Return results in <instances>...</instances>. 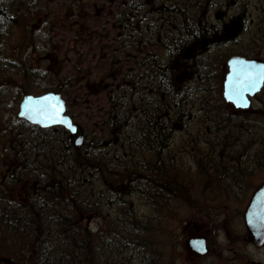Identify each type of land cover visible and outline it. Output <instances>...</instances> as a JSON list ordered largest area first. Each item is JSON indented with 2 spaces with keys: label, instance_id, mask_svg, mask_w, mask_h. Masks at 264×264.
Instances as JSON below:
<instances>
[{
  "label": "trees",
  "instance_id": "trees-1",
  "mask_svg": "<svg viewBox=\"0 0 264 264\" xmlns=\"http://www.w3.org/2000/svg\"><path fill=\"white\" fill-rule=\"evenodd\" d=\"M79 2V0H0V35L3 39L0 40V45L4 44L8 36L13 37L15 28L22 24H19L20 21H25L27 25H37L38 27V24H43L41 23L42 20H44L45 23H49L51 22L52 16L55 17L59 14L56 12V8H53V4H57L60 11L61 7L65 5L72 4V6L75 7ZM130 2L131 0H122L121 2L117 0L113 3L112 7H116L121 11L119 17L122 15H129ZM196 2L197 4L195 5ZM211 2V0H168L169 6H166L168 7L167 13L169 18L175 19V22L171 23L176 25L174 30L176 32L182 30V33L184 32L187 36L191 37V39L188 38L186 40H180L174 36L169 37L168 60L170 64H172L173 59L178 56V58H182V61H185L188 65L196 66L192 63L194 61L192 58L193 56L190 55V57H186L185 52L189 48H196L198 43H202L203 39L213 36L212 33H209L207 36L205 35V27L210 25V20L206 12L209 10ZM112 18L114 20V30L118 32L117 18H114V15H112ZM7 19L10 21L8 25L6 23ZM3 20L4 25L2 24ZM129 22L130 21L124 22L126 26L124 30H122V37L116 38L117 36H115L113 38L114 44L111 46L112 49L110 52L111 66L116 67L113 69L116 73L121 75L122 79H119V81H135V85L138 88L142 87V84L147 83L151 78L148 75V68L143 71L145 69L144 65L146 66L147 64L144 62L142 65L138 60L146 56L145 52L135 53L132 48L127 45V41L131 43ZM172 27L171 29H173ZM198 34L201 36L199 37ZM230 53L229 50H218L214 58L216 57L215 59H221V61H223L222 57H228ZM98 56L100 59V52ZM121 56L130 59V64L128 66H124L123 62H120L119 59ZM104 57L105 56L102 55L103 59ZM2 62L0 66L3 67ZM4 62L14 64L16 68L10 69L5 67L0 69V90L4 88V83L8 82L7 80L10 79L9 77V79L7 78L5 80L4 72L6 73L7 70L17 69L20 71V74L23 73L22 68H19L18 60L11 56V54L10 58L7 59V61L4 60ZM198 62L199 61H197V63ZM201 64L205 65L204 62ZM148 66L149 64L146 67ZM205 66H207V69L204 74L207 75V80H213L212 73L214 71V65L212 62H207ZM174 71V69L168 68L166 71L156 72V74L159 75V79L169 83L170 86L167 88L169 93L179 96L181 90L177 86L178 80L173 77ZM165 75H167V77H165ZM220 77L221 75L219 78ZM58 78L59 77L56 78L58 82L63 81ZM161 80H159L160 83ZM190 80H197V78H191ZM66 87L64 82L63 84H56L54 88L68 96L69 94ZM189 91H192L190 85ZM125 93H119L116 86L110 91V95L112 96L111 111L116 112L115 105H121L123 103L124 98L127 97ZM157 95L158 97L162 96L159 95L158 92ZM69 97H71V95L68 96V98ZM116 97L123 98L117 100ZM1 101V105L3 104V108H5V99ZM202 102L205 103L206 101L203 100ZM219 104L222 103L218 101L217 105ZM202 105L207 106L206 110L208 112L206 113L209 114L210 117L211 115L215 117L218 114L222 116L223 119H225V121H222L225 123V127H219L218 124L221 123L220 121H217L215 118H209V123L206 120L202 122V125H206L203 135L201 134V136L198 137V135H194L188 131L181 133L178 129H175L180 132H175V136L176 138L179 136L182 137V139L180 138V143L183 146H197L198 143H203L206 147H209L208 152H203V154H211L208 162L209 166H211L213 162L219 160L217 158H220V154L224 152L222 148H220L221 151L218 152L219 147L213 137L216 138L221 135L224 128L228 127L229 130L232 131L234 127L243 126V124L247 123V119L236 118L235 115L229 113L224 115L223 112L218 109L219 107H217V105L216 107L214 106L215 109H213L210 103ZM153 111L159 112L161 110L157 107V109L154 108ZM143 112H146V109H143ZM227 112L228 109L224 113ZM10 115V121L8 120L7 124H3V126L0 127V264H132V260H127L125 256L127 254L123 253L125 250L124 248H113V246L118 244L116 237L118 238L120 234L114 235V230L110 225V221L108 228L109 233H107L106 236L101 235L99 232L97 235H94L87 227L82 226L80 223H75V220H72L74 215L66 213L63 209V206L66 204L63 195L68 191L61 194L57 193L58 188L63 184L62 181L67 177H72L77 183H79V181H89L92 173L94 174L101 170V168L94 166L87 169L85 165L87 157L83 145L80 147H71L67 135H62L61 133L56 134L53 130L47 132L25 121L19 120L17 117H14L13 114ZM257 127L261 129V132L256 130V133L262 135L261 139L263 138L264 145V122L263 124L259 123L253 125L252 129ZM124 128L128 129L125 126ZM34 135L37 137L40 135L41 137H38L40 141L35 139ZM206 135H210V138L207 139ZM53 137H55V140H52ZM204 138H206V141L203 140ZM223 143L225 144V142ZM123 144L128 148L130 146V141H125ZM194 160L201 165L200 157L194 158ZM208 164H206V166ZM239 174H243V172H239ZM22 180H29L31 185L30 199L26 202H22L16 198L14 194L15 186ZM122 192H124L123 189ZM90 196L98 198L99 193ZM39 197L43 201H46L47 198H56L55 202L52 204L55 211L47 212L43 215V212H40L41 208L36 204V200ZM95 204L96 203H92L89 207L85 208H87L90 213L94 212L97 214L99 212V205ZM133 218L136 221H141L139 215H135ZM110 219L113 221L112 218ZM8 220L15 221L18 223V226H22L23 224H27V226L17 228L15 232H11L10 228L7 226ZM53 224L59 226L58 230H50V232L47 233V230L44 228L50 225L54 226ZM71 224H73V227H68L71 230L67 231L66 227ZM28 228L32 230L30 242L24 237L26 233H23L25 230H29ZM123 238L124 245L128 246L131 242L128 236ZM9 244L12 246L7 248L6 246ZM13 246L17 247L19 251L22 250L21 246L26 248L29 259H22L20 256L21 253L14 251ZM49 247H53V249L49 250ZM6 249H8L10 253H5ZM116 251L119 252L116 253ZM116 254L121 255V260H113ZM5 255L10 256L12 260H6L4 257ZM138 261L139 263L144 262V264H155V260Z\"/></svg>",
  "mask_w": 264,
  "mask_h": 264
},
{
  "label": "flooded vegetation",
  "instance_id": "flooded-vegetation-1",
  "mask_svg": "<svg viewBox=\"0 0 264 264\" xmlns=\"http://www.w3.org/2000/svg\"><path fill=\"white\" fill-rule=\"evenodd\" d=\"M116 1L117 0H94L93 2L89 3V5L87 4L84 6L87 8L85 10H82V14H80V17L83 18V20H85L86 22L99 23L101 25L99 27L100 30L102 26H106L105 19L108 18V15L111 14V7ZM119 1L121 2L122 0ZM211 1V6L206 12L208 14V19L210 20V25L205 27V35L207 36L209 33H212L213 36L211 38L203 39L201 44L198 43L196 48L192 49L190 55L193 56L192 58L194 59V61L192 63H194L196 66H191L188 65L185 61H182V58H178V56L173 59L172 64L169 63L168 39L170 36H174L175 38L180 39L182 30L176 32L174 30L176 28V25L171 24L175 22V19L169 18V15L167 13L168 7L166 6H169L168 0H131L129 15L131 16L132 21L129 22V36L131 41V43H129V46L135 53H142L143 51L145 52L146 56L143 59L139 58L138 60L141 63L145 62L146 64H149L147 70L151 80H149L145 84V86L147 87L145 93L146 96H143L144 93L138 94L137 92H134L137 88V86L135 85V81H124L123 89H129L131 97L124 98V102L121 105H115L116 112H109L110 108H106L105 110L107 113L104 112L102 114H98L96 115L97 118L94 119L89 113L90 108H86L91 120L89 122L91 123L85 126V130H81V133L83 134L82 145L87 157L85 165L87 169H89L91 166L101 168L100 178L102 175H104L105 168L102 161L100 160L102 154L115 151L121 152L125 147V144H123L125 141H130V146L128 147V149H131L130 153L133 154V162L140 160V155L138 153L137 147V138L136 136H133L132 138V135H134L135 133L134 129H131L129 133V131L125 129L122 123L119 121L121 120V116L123 114H125V118L129 117L131 122H137L141 116L148 112H152L154 108L157 109L155 105L161 103L162 105L160 106V110H163L164 117L162 120L164 121V124L166 126H170L171 134H175V132L183 133L185 131L194 134L196 132L191 131L190 127H188L187 130L185 128V125L187 124L189 126L195 127V125H201L203 120H205L204 115L201 117L197 112H193V110L196 108V105L202 99V94L204 92L201 94L200 92L205 90V92H208V95L201 100V104L210 103V105L213 106V109H215L214 106L216 107L218 101H220L222 104H226L228 109L227 114L229 113L231 115H235L236 118L247 119V117L250 115L254 116L257 120L264 119V85L262 86L260 91L254 92L253 95H247L249 104L247 108L242 109L236 106L234 102H228L224 97L225 78L223 77H226L227 73L229 72V66L227 62L223 63L224 60L218 62V59H215L216 57L214 58V56H216L215 53L218 50H229L231 52L230 57L241 56L245 58L262 60L264 62V51H260V43H264V0ZM160 10L163 11V18H161ZM114 14L117 18V28L120 29L118 37L121 38L123 34L122 30H124L126 25L124 24V21H122L119 17L121 11L119 12V9L116 7H114ZM58 21L60 22V20H51V22H49L50 26H44L43 29L38 28V33L40 34L44 32L46 33V36L53 37L54 25ZM235 24H238L239 26V31L237 32L238 34L236 33L237 35L229 36L230 34L227 33L228 29H233ZM170 26H173V29H171ZM256 29L260 30V33L253 32V30ZM96 34V29L92 28V33L84 38V41L88 46L95 43V38L97 37ZM7 39L11 41L10 36H8ZM9 41H7V43ZM16 46L19 47L20 45ZM16 46L11 45V47L8 49L9 54L14 56L18 54L20 49ZM197 61L199 62L197 63ZM202 62H204L205 65L207 62H212V64L214 65V71L212 73L213 80H207V75L204 74V72H206L207 66L201 64ZM135 66L137 67L136 64ZM168 68L175 70L173 72V77L178 80L177 86L181 90V98L179 102L172 107L169 106L167 108H164L167 98L164 94L161 97H158V88L160 86H164L167 89L170 85L167 81L159 79V75H157L156 72L164 70L166 71ZM8 72L9 70L6 71V75ZM221 72L222 75L219 78ZM9 77H13V75ZM9 77L7 78L9 79ZM110 77H112L113 79H122L121 76L116 74L111 75ZM110 77L104 78L105 81ZM165 77H167V75H165ZM195 77L197 78V80H190L191 78ZM182 79H185V82L181 83ZM159 80H161V83L159 82ZM106 83L107 84H104V86H102L101 88L106 91L104 101H107L106 104H108L110 102L108 92L110 91L113 80ZM11 84L9 85L12 88L20 87L19 82H12ZM117 84L118 88L120 89L121 81ZM186 84H188V87L185 86ZM9 85L8 82H5L4 88L9 90ZM189 85L192 87V91H189ZM195 92L198 93L197 96L194 95ZM83 99L85 105H87L88 107L90 99L89 91ZM203 100H205L206 102L203 103ZM144 108L146 109V112H143ZM216 116L218 117V115ZM198 121H200L201 123H196ZM113 125L115 126V129L111 130V127ZM175 129H178L180 132ZM53 131L56 134L61 133L62 135L68 136V132L63 127H56L53 129ZM157 134L159 137L157 136ZM196 135L200 136L201 134L199 133ZM76 136L77 134L69 135V145L71 147H77L75 143ZM146 140H150L153 142L162 141V143H164L166 141V138L160 135L159 130L154 129L150 126L147 130ZM93 145H97L99 149L94 150L92 148ZM161 147H164V145L158 144L154 147L146 146L145 148L149 151L151 150L150 148L159 151ZM174 149L170 151L172 152L171 155L170 152L165 153L166 157L168 158V163H170L169 161H173V163L179 164V166L184 171H186V169L188 168H191V160L193 164H198L194 160V158L198 156V153L200 151V149H198V146L176 145ZM90 153L94 154L91 155ZM160 156L164 158V155ZM177 156L180 158V160H178L179 158H177ZM185 158H187V160H185ZM158 159L159 156L155 157L154 155H151L149 159L145 160L147 161V165H145L144 167L154 168L156 160ZM184 181L185 183L189 184L187 188L188 190L181 192L178 195L180 196V198L190 194V192L192 191V184L194 185L193 190H197L195 188V184H199V177L195 175V179H193L191 182V174H189L188 178ZM175 182L177 181L172 182L171 185H173ZM101 184L103 191L99 192V197L107 194L106 191H108L110 199L108 203L99 204V212L97 214L94 212L90 214L100 220L101 227L100 229H98V232L101 235L106 236V234L109 233L108 228L109 221L111 222L110 218H112L114 221V219L120 216L130 215L133 217L135 215H139V211L137 208L139 203L133 201L126 193L122 192V188L118 184V179L107 180L101 178ZM177 187L178 185L175 184L173 186V189L176 190ZM184 187L186 188V186ZM195 198L199 202V197L196 196ZM146 201H150V203L153 204L151 199H146ZM162 207L164 206L162 205ZM147 208L148 212H142L144 213L143 215H148L147 213L151 212V215L149 216H156V213H153L154 207L153 209H151L150 207ZM152 213L154 215H152ZM87 218L92 219L91 216H87ZM129 221L130 219L128 217H124V223L119 224L120 228L127 230V223ZM191 222L192 221L187 222V224L181 226L179 230L180 232L176 233V237L179 238H176V243L173 244V250L172 252H169V254H176L174 256L168 257L169 259L167 260L169 261L166 264H217L219 262H216L217 260H238L232 255H224L223 250H218L215 243L212 242L209 234H199L200 227H195V224ZM192 227L195 228L194 230L197 231V233H193L186 240L188 232ZM116 234H118V232L116 233L114 231L115 236ZM203 237L206 238L207 241V251L201 254L199 251L194 250L193 247L189 245V243L192 241V245L195 246V244H197L196 240ZM116 239L124 242V238L121 235L118 238L116 237ZM246 240L248 244L252 243L258 248L264 247V245L259 246L253 240H251L249 235L247 234V230ZM118 252L119 251H116V253ZM121 258L122 257L120 254H116L113 257V260H121ZM242 260H244V258ZM248 261L249 264H264L263 262H257L254 259H248ZM132 264H144V262L139 263L138 260H132ZM220 264L224 263L220 262Z\"/></svg>",
  "mask_w": 264,
  "mask_h": 264
},
{
  "label": "rangeland",
  "instance_id": "rangeland-1",
  "mask_svg": "<svg viewBox=\"0 0 264 264\" xmlns=\"http://www.w3.org/2000/svg\"><path fill=\"white\" fill-rule=\"evenodd\" d=\"M79 1L76 7L72 6V4H68L61 7L60 11L57 4H53V8H56V12L59 14L55 17L52 16L51 20H60V22L58 21L54 25L53 37L47 38L44 32L39 34L36 30L37 25H27L25 21H22V24L16 31L20 46L17 47L13 41L7 43L9 46L8 49L11 45L20 49L18 54L14 57L18 55V62L20 65L22 64L21 68L23 73L21 77H10L12 82H19L20 87H10L9 84L12 82L9 79L8 85L10 92L8 99H5L6 103L4 102L5 108H3V104L1 105L2 101L0 99V127L8 123V120L11 119L10 114L16 117L18 104L25 94L30 93L39 95L46 90L53 89L56 84H63L64 82L73 99L74 105L71 106V114L74 115V118L80 126L84 127L91 123L89 122L91 120L86 108H90L89 113L94 119L97 118L96 115L104 113V108L107 107L106 101H104L106 91L101 87L107 84L106 82L111 81V79L105 81L104 78H107L116 71L111 69V57L99 59V51L97 49L99 40H97L94 45L88 46L84 41V37L92 33V28L96 29V36L98 39L103 36H105L106 39H110L112 37L114 38V35L109 32L110 29L103 32L101 27L99 30L101 26L99 23L86 22L80 17L82 10L87 8L84 6L87 4L89 5V3L94 0ZM67 14L69 15L67 16ZM41 23L43 24L38 25L43 29L45 21L42 20ZM237 25L238 24H235L234 29H228L227 33L232 34ZM49 26L50 25H47V27ZM253 32L260 33V30L256 29L253 30ZM261 50L264 51V43H260V51ZM3 52L2 56L5 61H7V59L10 58L9 51L8 56L5 55V51ZM106 53L108 56L110 52ZM119 60L123 62L124 66L130 64V59L124 58L123 56H121ZM4 76L6 80L5 72ZM57 77L63 81L58 82L56 80ZM102 80H104V82ZM88 91L90 99L89 106L87 107L83 97L88 94ZM201 93H203L202 99L208 95V92H205V90L201 91L200 94ZM194 95L197 96L198 93L195 92ZM200 102L196 105L193 112H197L201 117L204 115V119L209 123L210 117L209 114L206 113L208 112L206 110L207 106L202 105ZM217 107H219L218 109L223 112L224 115L227 114L224 113L227 110L226 104H219ZM215 119L221 122L218 124L219 127H225V123L222 122L225 121V119H223L222 116L218 114V117L216 116ZM199 122L200 121L196 123ZM185 126L186 129L190 127L191 131H195V135L199 133L203 135L204 127H206L204 124L195 125V127L187 124ZM222 131L221 135L216 138L213 137L218 144V152L221 151L220 148L224 150V152L220 154V158H217L219 160L213 162L211 166H209V164L207 166L193 164L191 160V168L184 171L191 174V182L195 179V175L199 177V184H195L197 190H193L194 185L192 184L191 195H187L189 198L187 203H191L190 205L192 207H187L186 205L185 208H168V212L164 213L165 215L158 217L151 216L150 220L152 222L150 221L148 225L144 224L146 227L145 231L148 230L149 232L148 236L151 242V247L148 251L151 252L152 260H155V264H166L169 261L167 260L169 259L168 257L176 254H169V252H172L173 244L176 243V238L179 237L172 239L170 231L178 233L180 232V227L190 221L195 224V227H200L199 234L208 233L218 250H223L224 255H232L238 259L217 260L216 262L219 261L217 264H220V262L224 264H249L248 259H254L257 262L264 263V247L258 248L252 243L248 244L243 218L253 190L264 181V164L257 165L255 162L256 159L254 161L250 160V162H246L247 166L243 169V171L247 169L246 174H235L234 172H230L231 168L228 167V164L234 165L230 163L231 157H234V150L244 145L246 146V144L249 143V129L247 124H243V126L234 127L232 131L229 130L228 127L224 128ZM38 137L41 136L38 135ZM38 137L34 135V138L40 141ZM179 138L182 139V137ZM206 138L209 139L210 135H206ZM206 138L203 140L206 141ZM256 138L258 139L259 135L251 139L255 145V148L250 150V154L254 152L253 155L258 151L260 145L263 146V138L259 143L258 140L256 142ZM52 140H55V137H53ZM179 142H181V140H178V144L182 146ZM223 142H225V144ZM197 146L198 149H200L199 154H203V152L206 153L209 150V147H206L203 143H198ZM178 156L177 158H179ZM237 157L242 158V154H237L235 158ZM178 160H180V158ZM185 160H187V158H185ZM248 166H253V169L250 171ZM29 192H31V189L27 180H22L15 186L14 194L19 200L23 201L30 199ZM196 196L199 197V202L196 200ZM83 216L85 219L82 220L81 225L90 229L94 235H97L98 229L101 227L100 220L96 217L91 220L89 219L90 222H88L89 220L86 218L88 215L83 214ZM194 229L193 227L190 228L186 240L193 233H197ZM10 246L12 245L9 244L6 247L8 248ZM13 247V250L19 253H22V250L24 252L27 251L23 246H21L22 250L20 251L17 247ZM5 253H10V251L6 249ZM123 253H125V251H123ZM27 255L26 253V256ZM24 256L25 255H21V258L23 259ZM125 256L127 260H136L128 255ZM4 257L11 259L8 255ZM27 258H29V256H27ZM243 258L244 260H242Z\"/></svg>",
  "mask_w": 264,
  "mask_h": 264
},
{
  "label": "bare ground",
  "instance_id": "bare-ground-1",
  "mask_svg": "<svg viewBox=\"0 0 264 264\" xmlns=\"http://www.w3.org/2000/svg\"><path fill=\"white\" fill-rule=\"evenodd\" d=\"M118 2H120V1L118 0ZM196 4H197V2L195 3V5ZM119 12H120V10H119ZM162 12L163 11L160 10L161 18L164 17L162 15ZM112 15H114V18H115L114 7H111V14L108 15V18L105 19L106 20V26L105 27L102 26V30H103V32H105L108 29H110L109 32L112 33L114 35V37L117 36L116 38H119L118 33L120 32V29L118 28V32H115L114 20L112 18ZM120 19L124 22L132 21V18L130 15H122L120 17ZM162 22H163V20H162ZM6 23L8 25V24H10V21L7 19ZM20 23H22V21H20L19 24ZM2 24L4 25V20H3ZM44 25L47 27V25H50V24L45 23ZM19 26H17L15 28V33L13 34V37L10 36L11 41H13L14 44H16V45H19V43H20L19 40L17 39V34H16V31L19 28ZM237 27H236L235 31L232 34H230L229 36H233V35L238 34L237 32L239 31V26L237 25ZM36 28H37L36 30L38 32V27H36ZM39 28H40V25H39ZM198 36L200 37L201 35L198 34ZM48 37H51V36H47V38ZM84 38H86V37H84ZM188 38L191 39V37L187 36L184 32L180 34V40H186ZM95 39H96L95 42L97 40H99V42H98L99 46L97 49L101 53L100 59H103L102 55L105 56L104 58L111 57V53H109V55L107 56L106 52H111V49H112L111 46L114 44L113 37L110 39H106V37L103 36L99 39L96 37ZM0 40H3L1 35H0ZM7 41H9V40L6 39L4 44L0 45V50H1L0 63L3 61L2 62L3 67L0 66V69H3L5 67L10 68V69L16 68V65L11 64L9 62H7V63L4 62L5 59L2 56V54L4 53L3 51H5V53H6L5 55L8 56V47L9 46L6 44ZM105 43H107V44H105ZM129 43L130 42L127 41L128 46H129ZM102 47H103V51H102ZM99 52H98V54H99ZM103 52H104V54H103ZM191 52H192V48L187 49L185 52L186 57H190ZM11 56L14 57V55H11ZM233 57H235V56H233ZM233 57L232 56L231 57L230 56L222 57V60L225 59L223 62H227L228 66H229V60ZM14 58H16L17 60L19 59L18 55ZM218 62H221V59H218ZM18 64H19V68H20L22 64L21 65H20V63H18ZM141 64H144V62H142ZM146 66L144 65L145 69L143 71H145L146 68H148ZM113 68H116V67L111 66L112 70H114ZM229 73H230V66H229V72L227 73V75ZM115 74L121 76L119 73H116V72H113L112 75H115ZM12 75L18 76V77L22 76V74H20L19 70L14 69V70H9V72L6 75V78L9 76H12ZM220 75H222V72L220 73ZM227 75H226V77H223V78H225V81H226ZM110 76L111 75H109L108 77H110ZM109 79L113 80V83L111 84V87H110V91H112L114 89V86H116L119 93L127 92V93H125L126 94L125 96H127L126 98H130L131 93L129 92V89H123L124 82H121V88L119 89L118 84H117L118 82H120V81H118L119 79H117V78L113 79L112 77H110ZM184 80L185 79H182L181 83L185 82ZM102 81L104 82V80H102ZM145 84L146 83L142 84V87L136 88V90L134 92L135 93L137 92L138 94L144 93L143 96H146L145 93H146L147 87L145 86ZM187 85L188 84H186L185 86H187ZM187 87H186V89H187ZM261 88H260V90H261ZM66 90L68 92V87H66ZM260 90H258V91H260ZM50 91H56V92L61 93L63 99L66 102L67 110L70 113V116H71L74 124L77 126V129H78L77 134L78 135L82 134L81 130H85V126L84 127L80 126L79 123L74 118V115L71 114L72 113L71 112V106L74 105L72 95H71V97L68 98V96H70L69 92H68L69 95L67 96L63 92L55 89L54 87H53V89H49V90L42 92L41 94H44V93H47ZM110 91L108 92V96L110 97V102L108 104H106L107 105L106 108L111 107V97L112 96L110 95ZM258 91H256V92H258ZM9 92H10V90H8L6 88L1 89L0 90V99L1 100L8 99ZM158 93H159V95H163V94L166 95L167 100L165 102L164 108L175 105L176 103L179 102V100L181 98L180 95L175 96V95H172L171 93H169L168 90L164 86H160L158 88ZM29 94L30 93L25 94L23 96V98L21 99V101L19 102L16 117L19 120L25 121L26 123H28L30 125H33V126H36L40 129H42V127L40 125L31 123L28 120L21 118L19 116L20 104H21L22 100L24 99V97L26 95H29ZM31 95H34V94H31ZM116 98H117V100H120L123 97H116ZM123 102H124V100H123ZM5 103H6V101H5ZM106 103H107V101H106ZM161 105L162 104L160 103V104H157L156 106L160 108ZM247 107H240V108L244 109ZM106 108H104L105 113H107L105 110ZM109 112H111V108H110ZM163 118H164L163 117V110L159 111V112H155V111H152L150 113L148 112V113L144 114L143 116H141L137 122H131L130 118L129 117L125 118V114H123L121 116V120H119V121L122 123L123 126L128 128L127 130L129 132L131 130L130 128L134 129L135 133H134V135H132V138H133V136L134 137L136 136V138H137V144H138L137 147H138V153L140 155V160L133 162V160H134L133 154L130 153L131 149H128L127 147H124L121 152L115 151V152H111V153H108V152L104 153V154H102V157L100 159L103 163V166L105 167L104 168V175H102L101 178H104L107 180L118 179V184L123 189L124 193H126L132 200L137 201L139 203L137 208L139 211L138 214L141 217V221H136V220H134V218L132 216L126 215V216H120V217L114 219V221L110 222L112 229L116 233L118 232L122 237L128 236L129 240L131 241L127 246V245H124L125 243L121 242L118 239L117 240L118 244L116 245V243H115L116 246H113V248H116V249L117 248H122V249L124 248L125 253L128 256L135 258L136 260H150V259L152 260V254H151V252L148 251V249L151 247L150 246L151 242H150L149 236H148L149 232H148V230L145 231L146 227L144 226V224L148 225L149 222L151 221L149 219L150 218L149 215H151V212L147 213L148 215H143L144 213H142V212H148L147 207H150L151 209H153V207H154L153 213H156V217L165 215L164 213L168 212V210H167L168 208L179 209V208H183V207L185 208L186 205H187V207H189V206L192 207L190 205L191 203H187V200H189L188 196H185L182 198H180V196H178L181 192L188 190L187 188H188L189 184L187 185V183H185V181H184L188 178L187 173L184 172V170L179 166V164H177V163L175 164V163H173V161H169L170 163H168V158L165 155V153L172 151L176 145L179 146L178 140H181V139L176 138L175 134H171L170 126L169 125L166 126L164 124V121L162 120ZM210 118L214 119L215 117H214V115H211ZM263 122H264V119L257 120L254 116H250V115L247 117V123L246 124L248 125V129H249V132H248L249 143H247L246 146L244 145V146L239 147L236 150H234V152H233L234 157L233 158L235 161L231 157L230 163H232L236 166L228 164L229 165L228 167L231 168L230 172H234L235 174H239V172L240 173L243 172V174H246L247 169H245L244 171H243V169L246 168V166H247L246 162L247 161L250 162V160L254 161L256 159L255 162L257 163V165L264 164V145L263 146L260 145V148L258 149V151L254 155H253L254 152H252V154H250V150L252 148H255V145L251 139H253V137H256V135H259L260 139L256 138V142L258 140V143H259V141L261 140V134L256 133V130H259L261 132V129L258 127L252 129V127H253V125H257L259 123L263 124ZM150 126L154 129L159 130L160 135L166 138V141L164 143H162V141L161 142H153L150 140H146L147 130H148V127H150ZM53 129L54 128H52V127H47V128H45V131L51 132ZM114 129H115V126L113 125L111 127V130H114ZM246 131H247V128H246ZM78 140L76 141V143H78ZM82 144H83V135L81 136V140L79 142V145L82 146ZM158 144L164 145V147H161L159 149V151H157L156 149H152V148H150L151 150L149 151L145 148L146 146L154 147ZM92 148L94 150L99 149V147L97 145H93ZM171 153L172 152H170V155H171ZM237 154H242V158H240V157L235 158V156ZM91 155H93V154H91ZM151 155H154L155 157L159 156V159L156 160V164H155L154 168L144 167L145 165H147V161H145V160L149 159L151 157ZM160 155H164V158H162ZM210 155L211 154H199L198 153V156L196 158L200 157L201 165L206 166V164H208V162H209ZM231 156H232V154H231ZM170 159H172V158H170ZM248 168H250V171H251L253 169V166H248ZM238 170H239V172H238ZM101 178H100V172H96L94 174L93 173L91 174L89 181H84V182L79 181V183H77L72 177H67L66 179H64L62 181L63 184L60 188H58L57 193L61 194V193L68 191L63 195V197H65V202H66V204L63 206V209L66 213H71V215H74L72 220L73 221L75 220V223L82 224V220L85 219L83 214L91 216L92 219L95 218L90 214L89 210L85 207H89V205L92 203H96L98 205L100 203H108V201L110 199V196L108 195L109 194L108 191H106L107 194H104L98 198H93L90 196V195H94V194H97V193L103 191L102 184H101ZM174 181H177V182H175L173 185H171L172 182H174ZM175 184L178 185L176 190L173 189V186ZM263 185H264V181L262 183H260L253 190V193L251 195V198L249 200L248 205L250 204L251 199L254 196V194ZM184 186H186V188ZM146 199H151L153 204H151L150 201H146ZM55 200H56V198L52 197V198H47L46 201H43L39 197L36 200V204L39 208H41L40 212H43V215H45L47 212H54L55 211L54 208L52 207V204L55 202ZM162 205L164 207H162ZM153 213H152V215H154ZM124 217H128L130 219V221L127 223V230L120 228V225H119V224L124 223ZM87 220H89V219L87 218ZM90 220L88 222H90ZM53 225L54 226L50 225V226L44 228L45 230H47V233L50 232V230H53V231L58 230L59 226L58 225L55 226V224H53ZM244 225H245V227H247L245 221H244ZM7 226L10 228L11 232H15L17 230V228L26 227L27 224H23L22 226H18V223H16L15 221L8 220ZM71 226L73 227V224L66 227L67 231L71 230L70 228H68ZM52 227H54V228H52ZM170 232H171L170 235L172 236V239L176 238L177 234L173 231H170ZM23 233H26L24 235V237L26 239H28V241L30 242V239L32 236V230H30V229L25 230ZM138 247H140V248H138ZM48 249L52 250L53 247H49ZM25 253L26 252L23 251L21 253V255H25L23 257V259L28 260L29 258H27V256H29V255L26 256ZM6 260H12V259L6 258Z\"/></svg>",
  "mask_w": 264,
  "mask_h": 264
},
{
  "label": "water",
  "instance_id": "water-1",
  "mask_svg": "<svg viewBox=\"0 0 264 264\" xmlns=\"http://www.w3.org/2000/svg\"><path fill=\"white\" fill-rule=\"evenodd\" d=\"M230 73L225 81V97L239 107H247L248 94L260 90L264 84V62L258 59L233 57L229 60ZM66 102L61 93L50 91L42 95H26L19 108V116L42 128L62 125L72 133L77 126L66 114ZM81 137L78 140L80 142ZM245 222L249 233L258 245L264 244V185L254 194L245 213ZM192 245L200 253L207 251L206 238L196 240Z\"/></svg>",
  "mask_w": 264,
  "mask_h": 264
}]
</instances>
